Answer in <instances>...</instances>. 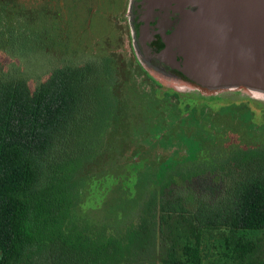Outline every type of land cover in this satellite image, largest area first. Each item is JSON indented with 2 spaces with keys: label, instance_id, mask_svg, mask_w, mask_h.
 Wrapping results in <instances>:
<instances>
[{
  "label": "rangeland",
  "instance_id": "rangeland-1",
  "mask_svg": "<svg viewBox=\"0 0 264 264\" xmlns=\"http://www.w3.org/2000/svg\"><path fill=\"white\" fill-rule=\"evenodd\" d=\"M229 1L0 0L6 79L37 88L59 68L91 72L76 128L86 155L32 215L30 264H162L172 242L161 232L163 199L195 212L241 177L264 174V46L256 61L238 55L240 65L217 74L194 69L178 38L183 13ZM243 64L261 76L240 72ZM228 235L206 232L203 264H240ZM245 264H264V241Z\"/></svg>",
  "mask_w": 264,
  "mask_h": 264
},
{
  "label": "trees",
  "instance_id": "trees-1",
  "mask_svg": "<svg viewBox=\"0 0 264 264\" xmlns=\"http://www.w3.org/2000/svg\"><path fill=\"white\" fill-rule=\"evenodd\" d=\"M89 69H56L37 88L0 71V264L31 263L38 250L28 234L32 215L45 205L51 182L86 155L76 128L89 106ZM159 210L163 237L172 238L160 254L162 264H203L205 234L214 230L229 232L230 257L245 264L264 241V174L241 177L219 199L200 202L195 212L181 199H163ZM248 233L263 236L252 239Z\"/></svg>",
  "mask_w": 264,
  "mask_h": 264
},
{
  "label": "water",
  "instance_id": "water-1",
  "mask_svg": "<svg viewBox=\"0 0 264 264\" xmlns=\"http://www.w3.org/2000/svg\"><path fill=\"white\" fill-rule=\"evenodd\" d=\"M221 5L223 8L216 11L206 7L195 14L183 13L185 28L179 30L178 38L188 51L191 66H197L194 69L201 70L204 66L205 72L218 74L216 67L240 65L235 63L236 56L244 54L248 56L246 59L256 61L263 50L264 4L230 0ZM243 67L237 69L247 75L261 76L254 66L243 64Z\"/></svg>",
  "mask_w": 264,
  "mask_h": 264
}]
</instances>
